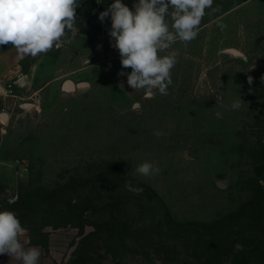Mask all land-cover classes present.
I'll return each instance as SVG.
<instances>
[{
  "label": "rangeland",
  "instance_id": "374dc122",
  "mask_svg": "<svg viewBox=\"0 0 264 264\" xmlns=\"http://www.w3.org/2000/svg\"><path fill=\"white\" fill-rule=\"evenodd\" d=\"M97 1L112 4L77 0L74 28L44 54L68 63L99 51ZM198 29L158 53H177L167 95L130 96L107 71L71 76L87 84L75 91L18 90L0 211L16 214L46 264H264V0H213ZM4 51L7 63L33 58ZM145 161L159 174H134Z\"/></svg>",
  "mask_w": 264,
  "mask_h": 264
},
{
  "label": "clouds",
  "instance_id": "9594fccd",
  "mask_svg": "<svg viewBox=\"0 0 264 264\" xmlns=\"http://www.w3.org/2000/svg\"><path fill=\"white\" fill-rule=\"evenodd\" d=\"M212 6L213 0H138L132 10L122 0H114L98 19L103 23L110 17L108 34L115 41L112 47L120 54L122 69L131 68L130 73L122 70L118 75H127L128 86L133 90L143 89L147 98H153L157 92L167 95L177 53L164 56L158 53L169 49L177 40L187 43L195 39L205 9ZM77 7V0H0V45L10 44L20 55L35 57L47 53L54 46L59 47L66 30L74 28ZM248 82L252 83V77H248ZM120 87L123 89L124 85ZM241 104L238 98L231 109L237 110ZM216 116L223 118L220 112ZM154 135L164 133L156 131ZM159 172L158 166L147 161L133 170L144 177ZM125 187L133 193L141 191L131 181ZM26 233L14 212L0 211V255L7 254L10 260L20 264H38L41 251L38 247H25ZM234 248L242 251L243 245L238 243Z\"/></svg>",
  "mask_w": 264,
  "mask_h": 264
},
{
  "label": "crops",
  "instance_id": "0c3cea01",
  "mask_svg": "<svg viewBox=\"0 0 264 264\" xmlns=\"http://www.w3.org/2000/svg\"><path fill=\"white\" fill-rule=\"evenodd\" d=\"M110 2L113 3L114 0H110ZM122 2L130 9L134 10L133 4L138 2V0H122ZM97 5L100 9L101 6L99 5V1L93 5L92 9H95ZM104 10H99V14ZM169 23H171L170 20ZM97 24L98 38L104 42L102 43L100 50L94 55H91V49L83 48L81 52L74 56L73 60L68 63L65 59L64 52H57L55 57L41 53L33 57L27 67L22 65L20 62L7 63L8 61L6 57L11 53L10 51H4L7 45H0V114L5 113L7 115V122L10 120L11 112L18 107L17 105L19 104V100L22 99L20 94H18V90L24 86H30V84L34 85L36 82H41V86L30 94V98L40 95L44 88L48 86L54 88V90L59 89L64 91L62 85L66 80H69L76 85L71 76L78 79L93 78L98 76L100 73L107 71L114 79H116L119 87L121 84L124 85L123 89L120 87L124 90V93L130 96H136L142 92V89L133 90L128 86L127 75H118V73L122 70L126 73H130L131 68L122 69L120 54L117 49L112 47V44H114L115 41L112 40L108 34L111 28L110 17L103 23L98 19ZM203 28L204 27L201 29ZM198 31H200V29H198ZM166 51L167 50H165V52ZM86 54L89 59L87 60L88 62L86 61V64H83L85 63L83 58ZM8 87H10L11 90H8ZM76 89H74V91ZM3 141L4 121L0 117V182L2 181L5 171L10 174V177L12 176V169L7 167V163H4L2 159ZM26 237L27 243L25 244V247H38L41 251L38 264H46L44 249L32 243L27 235ZM10 259L11 258L7 254L0 255V264H20V262Z\"/></svg>",
  "mask_w": 264,
  "mask_h": 264
},
{
  "label": "water",
  "instance_id": "95a60500",
  "mask_svg": "<svg viewBox=\"0 0 264 264\" xmlns=\"http://www.w3.org/2000/svg\"><path fill=\"white\" fill-rule=\"evenodd\" d=\"M230 53H232L233 55L242 56V54H240L236 50H230ZM86 86H87L86 83H78V84H76V85L73 86V84L69 80H66V81H64V83L62 85V88H63L64 91L70 92V91H74V89H76V88H82V87H86ZM24 107L27 108L28 105L25 104ZM6 116L7 115L5 113H1L0 114V117L4 121L7 120Z\"/></svg>",
  "mask_w": 264,
  "mask_h": 264
},
{
  "label": "built area",
  "instance_id": "2783aa9c",
  "mask_svg": "<svg viewBox=\"0 0 264 264\" xmlns=\"http://www.w3.org/2000/svg\"><path fill=\"white\" fill-rule=\"evenodd\" d=\"M99 6L97 5V7L95 9H92V14L95 15V16H98L99 15Z\"/></svg>",
  "mask_w": 264,
  "mask_h": 264
},
{
  "label": "bare ground",
  "instance_id": "6f19581e",
  "mask_svg": "<svg viewBox=\"0 0 264 264\" xmlns=\"http://www.w3.org/2000/svg\"><path fill=\"white\" fill-rule=\"evenodd\" d=\"M72 83V82H71ZM73 84V83H72ZM73 86H74V84H73ZM6 118H7V116H6ZM4 121V120H3ZM4 122H6V121H4Z\"/></svg>",
  "mask_w": 264,
  "mask_h": 264
}]
</instances>
